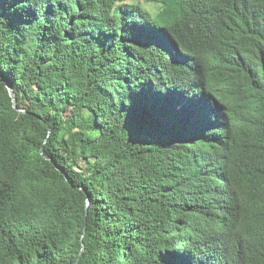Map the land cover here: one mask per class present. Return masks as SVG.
<instances>
[{
    "label": "trees",
    "instance_id": "obj_1",
    "mask_svg": "<svg viewBox=\"0 0 264 264\" xmlns=\"http://www.w3.org/2000/svg\"><path fill=\"white\" fill-rule=\"evenodd\" d=\"M0 69V264H264V0H2Z\"/></svg>",
    "mask_w": 264,
    "mask_h": 264
},
{
    "label": "snow or ice",
    "instance_id": "obj_2",
    "mask_svg": "<svg viewBox=\"0 0 264 264\" xmlns=\"http://www.w3.org/2000/svg\"><path fill=\"white\" fill-rule=\"evenodd\" d=\"M17 2H27V0H17ZM117 11L123 10L126 6L135 5L138 0H113ZM2 7V0H0ZM0 80H7V75L0 69ZM10 87V85H9ZM15 93L13 92L12 95ZM132 103L130 111L135 114L138 110H143L144 115L151 118L153 114H164L165 109L178 103L180 110L190 119H196L201 116L203 101L201 98L193 94L188 96L187 92L181 94L178 102L170 101L167 97L161 96L158 92L148 91L140 96L129 98ZM160 264H192L190 257L179 250L162 252L160 254Z\"/></svg>",
    "mask_w": 264,
    "mask_h": 264
},
{
    "label": "water",
    "instance_id": "obj_3",
    "mask_svg": "<svg viewBox=\"0 0 264 264\" xmlns=\"http://www.w3.org/2000/svg\"><path fill=\"white\" fill-rule=\"evenodd\" d=\"M9 85H10V87H9ZM8 87H9L10 94L12 95V93L14 92V90H13L12 85L10 84V82H8ZM12 97H13L14 105L16 106V104H17L16 95L14 94V95H12Z\"/></svg>",
    "mask_w": 264,
    "mask_h": 264
},
{
    "label": "rangeland",
    "instance_id": "obj_4",
    "mask_svg": "<svg viewBox=\"0 0 264 264\" xmlns=\"http://www.w3.org/2000/svg\"><path fill=\"white\" fill-rule=\"evenodd\" d=\"M148 8H152V9H154L153 7H151L150 5H146ZM92 165H90V166H94V163H91Z\"/></svg>",
    "mask_w": 264,
    "mask_h": 264
}]
</instances>
